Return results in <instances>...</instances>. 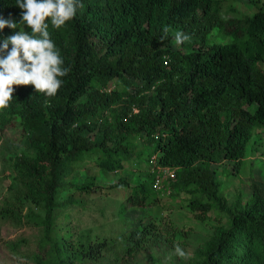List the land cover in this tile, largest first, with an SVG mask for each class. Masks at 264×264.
I'll use <instances>...</instances> for the list:
<instances>
[{
	"label": "trees",
	"instance_id": "trees-1",
	"mask_svg": "<svg viewBox=\"0 0 264 264\" xmlns=\"http://www.w3.org/2000/svg\"><path fill=\"white\" fill-rule=\"evenodd\" d=\"M81 2L66 25L49 23L70 69L58 93L14 86L0 110V175L3 165L14 171L0 219L39 228L34 264L120 263L154 232L140 223L115 241L70 248V235L56 232L57 215L82 206L102 184L95 175L82 184L68 179L89 170L87 162L103 178L146 163L134 184L130 174L108 186L130 188L124 216L156 205L160 159L178 170L175 192L192 195L190 212L216 206L228 219L195 264H264V185L243 208L228 207L210 170L219 158L242 166L249 142L264 130V0H247L252 15L234 0ZM22 11L16 0H0V17L17 24L0 31V41L22 29L35 35ZM177 31L190 40L177 46ZM214 32L229 41L211 40Z\"/></svg>",
	"mask_w": 264,
	"mask_h": 264
},
{
	"label": "rangeland",
	"instance_id": "rangeland-1",
	"mask_svg": "<svg viewBox=\"0 0 264 264\" xmlns=\"http://www.w3.org/2000/svg\"><path fill=\"white\" fill-rule=\"evenodd\" d=\"M234 6L245 15L256 12L255 8L247 6V0H234ZM20 32L26 31L22 29ZM209 38L219 43L229 41L217 32ZM86 164L90 166L89 170L75 173L68 181L82 184L95 175L96 182L102 185L95 188L89 197H84L82 206L57 215L56 232L70 235L68 243L72 249L90 242L115 241L141 223L150 228L155 236L145 247L133 251L116 264H195L200 261L206 244L216 237L217 228L228 221L224 213L215 209L216 206L205 214L190 212L187 205L193 197L187 193L158 198L156 205L151 207L129 208L123 216L122 204L131 190L124 186L114 189L108 186L118 183L123 175L130 178V174L129 182L134 184L147 172L146 163L140 165L139 170L134 167L131 171L105 178L104 174L94 170L93 163ZM210 170L222 184L220 194L226 205L232 207L238 204L243 208L254 189L264 185V130L249 142L242 166L237 167L236 163L219 158ZM13 178L12 168L3 165L0 210L6 209L4 202L9 196ZM40 237L39 228L32 224L19 225L0 219V264H34L32 256L36 253ZM177 248L184 255H179Z\"/></svg>",
	"mask_w": 264,
	"mask_h": 264
},
{
	"label": "clouds",
	"instance_id": "clouds-1",
	"mask_svg": "<svg viewBox=\"0 0 264 264\" xmlns=\"http://www.w3.org/2000/svg\"><path fill=\"white\" fill-rule=\"evenodd\" d=\"M16 6L23 10L22 21L35 35L15 31L0 41V110L9 107L13 100L14 86L32 85L37 93H44L48 97L58 93L63 84L60 78L66 76L70 69L62 67L63 59L50 39L49 23L59 29L76 16L78 8L84 7L81 0H16ZM6 27L15 30L17 24L11 19L0 17V31ZM164 32L167 34L168 28ZM189 40L190 36L182 31L176 32L177 46ZM158 169L174 173L175 178L164 181L165 189H154L157 197L161 199L176 194L178 170L162 166L160 159ZM158 169L154 172L155 181ZM177 253L184 255L179 248Z\"/></svg>",
	"mask_w": 264,
	"mask_h": 264
},
{
	"label": "built area",
	"instance_id": "built-area-1",
	"mask_svg": "<svg viewBox=\"0 0 264 264\" xmlns=\"http://www.w3.org/2000/svg\"><path fill=\"white\" fill-rule=\"evenodd\" d=\"M155 160H156V158H155ZM156 163H157V161L154 162V166H153L154 170L158 169V166L156 165ZM158 170H159V172H158L155 184H154V189L156 191H160V190L165 189V186H164L165 180L175 178L174 173H172L168 170H162V169H158Z\"/></svg>",
	"mask_w": 264,
	"mask_h": 264
}]
</instances>
